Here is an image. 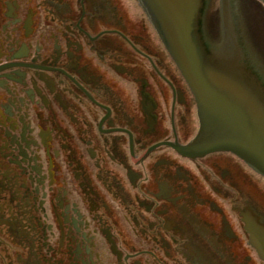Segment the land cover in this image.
Here are the masks:
<instances>
[{
	"label": "flooded vegetation",
	"instance_id": "1",
	"mask_svg": "<svg viewBox=\"0 0 264 264\" xmlns=\"http://www.w3.org/2000/svg\"><path fill=\"white\" fill-rule=\"evenodd\" d=\"M198 128L135 0H0V264H263L264 179Z\"/></svg>",
	"mask_w": 264,
	"mask_h": 264
},
{
	"label": "water",
	"instance_id": "2",
	"mask_svg": "<svg viewBox=\"0 0 264 264\" xmlns=\"http://www.w3.org/2000/svg\"><path fill=\"white\" fill-rule=\"evenodd\" d=\"M138 1L197 96L202 132L194 152L230 151L264 176V86L255 69L240 63L239 49L229 50L226 57L210 51L204 40L206 0ZM242 1L238 8L245 21L244 8L248 6V18L252 8L250 0ZM221 3L226 34L230 3ZM231 42L235 40L225 38L226 44ZM254 229L252 242L264 259V231Z\"/></svg>",
	"mask_w": 264,
	"mask_h": 264
},
{
	"label": "rangeland",
	"instance_id": "3",
	"mask_svg": "<svg viewBox=\"0 0 264 264\" xmlns=\"http://www.w3.org/2000/svg\"><path fill=\"white\" fill-rule=\"evenodd\" d=\"M217 12H218V10H217ZM209 23V22H208ZM209 25H210V23H209Z\"/></svg>",
	"mask_w": 264,
	"mask_h": 264
}]
</instances>
